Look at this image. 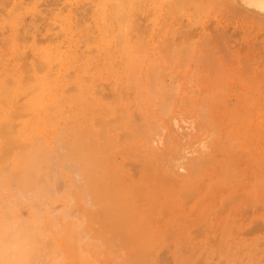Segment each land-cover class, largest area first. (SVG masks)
Masks as SVG:
<instances>
[{"label": "rangeland", "instance_id": "374dc122", "mask_svg": "<svg viewBox=\"0 0 264 264\" xmlns=\"http://www.w3.org/2000/svg\"><path fill=\"white\" fill-rule=\"evenodd\" d=\"M48 1L0 0V84L12 87L20 78L28 91L18 103L22 116L0 144L10 153L0 162V210L44 227L64 255L53 264H264V17L237 0H142L130 4L134 28H121L120 44L117 1L103 24L104 0ZM69 12L82 46L78 59L69 68L53 64L49 75L37 61L31 68L30 55L48 45L34 44L33 31L44 34ZM86 46L90 52L82 54ZM46 77L53 94L39 108L44 129L37 133L17 124L35 122L26 104ZM155 133L163 138L154 147ZM207 138L194 166L191 149ZM62 146L75 159L87 156L94 188L67 169L49 172L50 159L64 164ZM183 154L190 160L180 174L174 160ZM31 158L43 164L22 168ZM24 179L34 191L53 192L16 201Z\"/></svg>", "mask_w": 264, "mask_h": 264}, {"label": "bare ground", "instance_id": "6f19581e", "mask_svg": "<svg viewBox=\"0 0 264 264\" xmlns=\"http://www.w3.org/2000/svg\"><path fill=\"white\" fill-rule=\"evenodd\" d=\"M114 1L118 2L117 3L118 6L115 9H113L114 11L112 12V16H114V18L118 19L119 24H120V29L122 27L128 28L129 26L132 28L133 27V20H132V14H131L132 9H130V4H134V6H137V5L141 4L142 0H130L129 4L122 3V2H120V0H104L103 3L101 4V8H100L99 15H98V17H99L98 19L101 22V24L106 23L107 14L105 15V11L107 9L108 4H110L111 2H114ZM237 1L240 3V6L243 7L244 9H246V10H248L254 14H257V15L264 17V7L261 6V0H237ZM49 2L50 1H48L47 3H49ZM54 2H57V1H54ZM50 4L52 5V0H51ZM72 5H73V3L70 2L69 4L64 6L63 8H60L61 12L64 9L67 10L70 6L72 7ZM57 9H58V7H56L54 10H57ZM52 13H53V11H52ZM35 15H36V10L34 9L30 12V16L33 17ZM73 17L74 16L72 15V13L69 12V15L66 18L61 19L60 23H58V25L55 22L52 24L51 23L46 24V28L44 29L45 31H42V32H45L44 34L40 33V31L38 29L33 31V33L30 36V40H32L34 44L35 43L37 44V42L39 40L42 42H48V45L44 48L36 49L35 52H33L31 55H30V53H26L27 55H30V57L28 59H31L30 60L31 62L28 63V65H30L31 68L35 67L34 62L37 61V63L40 64L39 70L40 71L43 70V71H45L46 75H49V73L53 70L52 69L53 64L56 63L60 67L63 66L64 68H67V67L69 68L71 63H73L74 60L78 59L77 54L80 51L79 49H82V46H79L78 43L74 39L75 34L73 31V21H72ZM75 18H76V16H75ZM42 19L44 21H47L46 18H42ZM53 25H54V27H53ZM139 27L141 28L142 26H139ZM33 28H34V26H33ZM140 28H138V29H140ZM178 28H180V27H178ZM58 29H59V31H58ZM141 29H143V27ZM120 31H122V32H120L119 35L117 36L118 42H120V44H124V38H125V33L123 32L124 29H121ZM177 31H178V29H177ZM138 34H139V32H138ZM76 36H77V34H76ZM38 37H42V38L38 39ZM62 37L66 38L65 41H60V38H62ZM85 39L87 42H89V40L91 39V36L89 34H87V35H85ZM87 42H85V43H87ZM97 44L98 43L96 42V47L97 48L100 47L101 49H103L104 47L107 46V43L105 41H100L99 47ZM88 49L90 50V47L86 46L85 50L82 51V54H85L86 52L89 53L90 51ZM124 49H127V48L124 47ZM26 57H28V56H26ZM26 57H24V59L22 61L23 62L22 66L25 64L24 65L25 67H26V62L24 63V61H25ZM18 58L16 57V59H18ZM3 59L7 60V58H5V56L3 57ZM107 70L111 71V63L107 65ZM6 71H9L8 68L6 69ZM0 77H1V75H0ZM157 78L158 77H156V76H154V78H153V88L155 89V91L158 89L159 94L156 93V95L157 94L160 95L161 94V90L159 91L160 80H157ZM41 79L42 80L39 79V81L37 80L36 84L32 87V89L34 91L37 92L39 90L41 92L39 94H37L36 99L31 100L30 102H28L26 104V106L28 107V110L32 111V113H35V116H36L35 122L32 123V122L26 121V122H19L17 124V125H22L23 127L27 128V129H33L34 131H37V133L42 132L44 129L43 118L39 115V113H40L39 108L41 106H43V103L47 100V98H49V99L52 98V94H53V88H52L51 82L48 81V78L46 77V78H41ZM85 79H86V77H85ZM260 80H261V77H260ZM58 85H59V82H55V87ZM263 86H264V83H263ZM173 88L174 87L171 86V89H173ZM261 88H263V87H261ZM71 89L72 88H70V90ZM73 89H75V88H73ZM171 89H170V91L164 90L162 92V95H164V98H165V96L168 97L169 95H171L172 94V93H170L171 91L175 92L174 91L175 88H174V90H171ZM66 90H67V88H66ZM46 91H47V93H46ZM155 91H154V93H155ZM27 92L28 91L24 90V86H23L22 80H20V78H17L14 81V85L12 87H9L8 85H6V82H4V83L2 82L0 84V144L3 142V140H5L6 138H9L8 135L10 133H12L13 127L15 126V125H13L14 119L18 118L19 116H22L23 112L21 110H19L20 106L18 105V103L21 101L20 97L22 95L26 94ZM248 94H249V92H248ZM252 94H254V93H252ZM104 95L105 96H103V97L105 99L107 97L109 98V96H110L109 93H106ZM111 97H112V94H111ZM38 98H40V100H37ZM258 101H259V99H258ZM162 109L165 113H167L170 110V105H168L167 103L163 104ZM262 117L263 116H261V119H263ZM184 121L186 122V120H184ZM187 122H190V121H187ZM177 124L175 123L176 126H177ZM157 131H159V130H157ZM20 135H22V134H20ZM161 135L156 134V136H158V137L154 138L152 140L153 144L151 146L155 147L156 141L157 142L160 141L162 143L161 138H163V137ZM208 140H209V138H207V140H205V139L199 140L197 143V146H194L193 150L191 149V153L193 152V154L198 155V157L196 158V161H194V164L190 162L194 166H196L197 163L201 161V158H204V155H205L206 150H207L206 142ZM149 146H150V144H149ZM59 150L61 152L59 154V156H61V158L63 159L64 164L63 165L60 164L62 166H59V165L55 164L50 159L49 162L47 163L48 164L47 169L49 170V172L55 173L59 170L60 167L62 169H67L72 173V175H74V176L80 178L81 180L85 181L87 189L94 188V183L91 182L90 178L88 177L87 156L84 155L80 159H75V157H74L75 155H73V152H72L73 150H71V148L62 146L59 148ZM7 151L6 150L0 151V162L5 159L4 156H5V154H7ZM187 153H188V151H187ZM9 154L10 153L7 154L8 157H10ZM181 156L182 157L180 159L176 158L177 160H174V164L176 163V165H177V163H178V165H179V167H177V168L180 170V171L178 170L180 172V174H181V172H183L181 170L185 169V164H184L185 161L190 160L189 158H187L188 156L186 157L184 154ZM172 161H173V159H172ZM192 162H193V160H192ZM20 164H22V168H27V165L30 164V165L34 166L36 169H38L40 167V165L43 164V162L40 161V159H38V158H31L30 162H25V161L23 162L22 161ZM186 164H189V161ZM58 178H59V176H58ZM234 179L236 181V176ZM58 180L59 179H57V181ZM229 180H231V179H229ZM259 181H258V183H259ZM61 183H62L61 180L56 183V187L59 191L62 188V187H60ZM74 183H75V181H74ZM262 184L263 183H261V185ZM74 185H77V184L75 183ZM31 187H32V183L29 180H26V179L21 180V182L19 184L18 192L14 196V200L17 201L19 197H22L23 199H26V200L35 199L36 201L37 200L39 201V200L45 198L49 192H53L52 189L49 188V186H43L41 190L35 189V191L32 190ZM28 198H30V199H28ZM36 206H37L36 203L32 204L33 211H35ZM58 233H59V231H58ZM75 233H77V232L75 231ZM84 235H85V233H83L81 235L82 239L85 238V237H83ZM63 256L64 255H63L62 251L59 249L58 243H56L55 240H53L52 238H50L49 236L46 235V230L44 229V227L38 226L33 221L23 222V223L19 222L18 218L15 217L14 215H7L2 210H0V264H53V263H51V261L53 259H55L57 261L59 259V257H63ZM63 264H68V263L66 262ZM200 264H202V262Z\"/></svg>", "mask_w": 264, "mask_h": 264}, {"label": "snow or ice", "instance_id": "6c2138e0", "mask_svg": "<svg viewBox=\"0 0 264 264\" xmlns=\"http://www.w3.org/2000/svg\"><path fill=\"white\" fill-rule=\"evenodd\" d=\"M261 6L264 7V0H261Z\"/></svg>", "mask_w": 264, "mask_h": 264}]
</instances>
